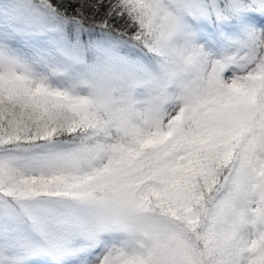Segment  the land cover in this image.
<instances>
[{
  "label": "snow or ice",
  "instance_id": "obj_1",
  "mask_svg": "<svg viewBox=\"0 0 264 264\" xmlns=\"http://www.w3.org/2000/svg\"><path fill=\"white\" fill-rule=\"evenodd\" d=\"M0 264H264V0H0Z\"/></svg>",
  "mask_w": 264,
  "mask_h": 264
}]
</instances>
